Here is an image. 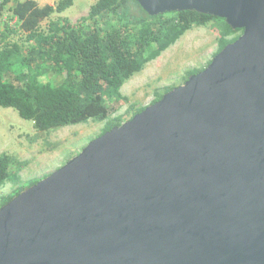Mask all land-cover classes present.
<instances>
[{"label":"water","instance_id":"water-1","mask_svg":"<svg viewBox=\"0 0 264 264\" xmlns=\"http://www.w3.org/2000/svg\"><path fill=\"white\" fill-rule=\"evenodd\" d=\"M239 37L0 207V264H264V0H136Z\"/></svg>","mask_w":264,"mask_h":264},{"label":"trees","instance_id":"trees-1","mask_svg":"<svg viewBox=\"0 0 264 264\" xmlns=\"http://www.w3.org/2000/svg\"><path fill=\"white\" fill-rule=\"evenodd\" d=\"M71 4L72 0L43 6L35 0H0V15L7 12L0 22V107L14 109L41 132L91 120L103 122L98 137L146 107L129 102L121 86L186 30L219 23L212 58L242 33L223 18L194 10L150 15L136 0H95L76 22L57 17L40 26ZM18 34L20 41L12 39ZM206 66L188 70L183 83ZM59 74L64 76L58 82ZM174 87L155 90L149 104ZM123 103L127 106L118 113ZM26 163L0 153V186H13L0 196V207L46 176L22 181L18 170Z\"/></svg>","mask_w":264,"mask_h":264},{"label":"rangeland","instance_id":"rangeland-1","mask_svg":"<svg viewBox=\"0 0 264 264\" xmlns=\"http://www.w3.org/2000/svg\"><path fill=\"white\" fill-rule=\"evenodd\" d=\"M39 6L55 5L58 0H35ZM95 0H72V4L60 13H52L41 21L46 27L50 19L66 17L76 22L84 16ZM7 12L0 15V22L7 19ZM10 23H14L11 20ZM1 27V24H0ZM219 23L212 26H193L158 57L146 63L143 69L132 75L120 88L122 95L137 106L149 105L155 90L165 86L183 84L186 72L206 66L217 47ZM20 34L12 39L20 41ZM63 74L55 77L61 81ZM127 106L123 103L118 113ZM103 122L89 120L86 123L68 125L50 131H38L32 121L25 120L12 108L0 107V153L5 152L19 162H27L18 170L22 181L38 179L50 174L78 154L98 135ZM11 182L0 186V196L12 189Z\"/></svg>","mask_w":264,"mask_h":264}]
</instances>
